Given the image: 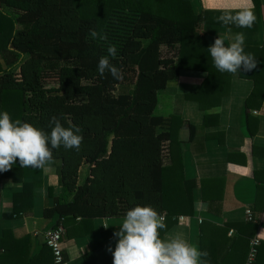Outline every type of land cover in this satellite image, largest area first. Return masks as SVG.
Here are the masks:
<instances>
[{
	"label": "trees",
	"instance_id": "16d2710c",
	"mask_svg": "<svg viewBox=\"0 0 264 264\" xmlns=\"http://www.w3.org/2000/svg\"><path fill=\"white\" fill-rule=\"evenodd\" d=\"M253 2V26L224 25L228 31L257 29L260 0ZM226 11L237 10L195 12L190 0H0V112L46 133L55 116L66 128L78 126L83 136L78 151L53 149L50 164L62 190L45 208L47 217L57 213L59 220H90L125 214L137 204L151 205L165 218L163 232L179 215L194 213L190 192L195 182L179 189L175 180L166 178L179 143V117L157 115L154 109L157 92L176 82L182 71L205 74L197 91L185 94L201 109L219 104L229 91L232 74L214 67L208 51L212 43L202 29L206 23L223 25L216 17ZM115 29L121 31L117 36ZM90 30L106 34L107 41L93 39ZM109 42L117 47V56L109 59L121 70L120 80L108 72L102 77L97 70ZM244 49L257 60L252 71L237 73L253 81L245 101L251 107L255 98H260L258 104L264 99V36L261 45L244 44ZM50 82L54 85L47 86ZM82 165L87 168L79 183ZM4 178L22 182V190L13 195L12 211L5 214L20 216L31 209L43 169L13 165L0 173V188ZM11 235L2 231L0 259L23 254L30 246L29 236ZM44 246L50 259L41 262L35 255L22 264L51 263V249ZM263 253L259 244L254 264H264Z\"/></svg>",
	"mask_w": 264,
	"mask_h": 264
},
{
	"label": "crops",
	"instance_id": "0c3cea01",
	"mask_svg": "<svg viewBox=\"0 0 264 264\" xmlns=\"http://www.w3.org/2000/svg\"><path fill=\"white\" fill-rule=\"evenodd\" d=\"M190 2L195 12L251 9L254 6L253 0ZM202 29L212 44L220 36L227 45L230 38L240 32L210 23L204 24ZM243 33L245 44L261 45L264 0H260L257 29ZM204 76L198 71H182L176 82H169L157 92L154 113L159 109L165 112L155 114L179 117L176 124L179 143L174 147L173 168L166 178L175 180L179 189L185 182H195L190 192L194 213L179 215L177 221L160 235L162 239L181 235L189 243L198 245L200 250H207L210 263L240 264L245 261L251 238L257 236L260 246H264V99L258 104L260 98L257 97L251 101V107H247L245 101L252 91L253 81L236 73L231 75L229 91L221 97L219 104L201 109L197 101L185 98V94L197 91ZM191 127L194 129L192 136ZM165 145V151L169 150L168 143ZM14 165L20 166L19 162ZM82 166L79 183L84 179ZM86 168L85 165V171ZM21 190L22 182L10 178L1 182L0 237L3 230H10L15 238L27 235L30 246L23 254L1 258L0 264H22L35 255L40 256L41 262L50 259V251L44 246V232L56 225L64 231L61 240L63 261L59 264H112V253L108 248L114 251L118 237L113 234L118 231L125 214L90 220L79 217L59 220L57 213L47 217L45 208L53 205L54 198L62 190L52 164L43 168L42 184L34 189L36 195L31 209L20 216H5L12 211L13 195ZM247 208L257 221L246 218Z\"/></svg>",
	"mask_w": 264,
	"mask_h": 264
},
{
	"label": "clouds",
	"instance_id": "9594fccd",
	"mask_svg": "<svg viewBox=\"0 0 264 264\" xmlns=\"http://www.w3.org/2000/svg\"><path fill=\"white\" fill-rule=\"evenodd\" d=\"M255 14L250 8H242L235 13L226 11L216 17L217 23L235 25L238 28H251ZM93 39L107 41V35L90 30ZM245 34L236 32L226 45L220 36L208 47L214 67L222 73L252 71L257 60L244 49ZM108 55L101 56L97 70L103 77L110 73L115 80L122 79V72L110 62L109 57L117 56V47L108 43ZM50 133L20 119L12 120L7 111L0 112V173L7 172L19 161L23 168H41L53 160V149L80 148L83 136L78 126L64 127L53 116L49 122ZM197 210L200 204L197 202ZM107 228L108 226H104ZM167 228L165 218L151 205L139 204L128 209L122 223L113 235L118 237L114 251L111 247L112 264H210L207 250L189 243L181 235L162 239L160 232Z\"/></svg>",
	"mask_w": 264,
	"mask_h": 264
},
{
	"label": "built area",
	"instance_id": "2783aa9c",
	"mask_svg": "<svg viewBox=\"0 0 264 264\" xmlns=\"http://www.w3.org/2000/svg\"><path fill=\"white\" fill-rule=\"evenodd\" d=\"M245 212H246V218L249 221H253V222L257 221L251 209L247 208ZM263 213H264V197H263ZM63 233L64 231L61 226L50 228L44 232L45 244L51 249L53 256L52 262L47 264H59L63 261V248L61 242ZM259 243H260V239L257 236L250 239L249 250L246 256L245 264H254Z\"/></svg>",
	"mask_w": 264,
	"mask_h": 264
},
{
	"label": "rangeland",
	"instance_id": "374dc122",
	"mask_svg": "<svg viewBox=\"0 0 264 264\" xmlns=\"http://www.w3.org/2000/svg\"><path fill=\"white\" fill-rule=\"evenodd\" d=\"M116 30H117V31H116ZM119 32H121V31L118 30V29H115V31H114V35L117 36V35L119 34ZM113 39H114V38H110L109 41H113ZM186 72H191V71H186ZM170 83H171V82H170ZM170 83H169V84H170ZM46 85H47V86H51V85H54V84H53L52 82H50L49 84H46ZM169 87H170V86H169ZM172 88H173V87H171L169 90H171ZM166 91H167V90H166ZM155 111H156L155 113H159V114L165 112V111L162 112V111H160L159 109H156ZM81 169H82V175H81V176H84V174H85V172H86V171H85V165H83Z\"/></svg>",
	"mask_w": 264,
	"mask_h": 264
}]
</instances>
